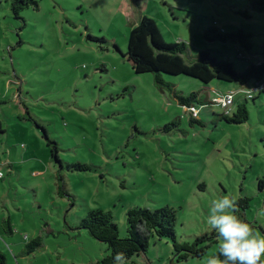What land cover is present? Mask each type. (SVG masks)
Returning a JSON list of instances; mask_svg holds the SVG:
<instances>
[{"label": "rangeland", "instance_id": "1", "mask_svg": "<svg viewBox=\"0 0 264 264\" xmlns=\"http://www.w3.org/2000/svg\"><path fill=\"white\" fill-rule=\"evenodd\" d=\"M12 1L0 0V252L7 264H97L109 245L77 229L92 209L112 210L127 237L130 208L170 205L178 211V239L193 242L214 232L207 219L223 195L251 198L247 224L264 237V92L247 101L248 122L231 124L218 104L194 112L180 105L154 73H136L123 56L147 15L168 43L188 44L187 62L209 51L244 71L264 60V12L250 0H40L17 18ZM215 27L251 33L252 49L208 40L205 32ZM163 77L186 95L233 92L234 109L253 84ZM26 109L32 120L21 119ZM44 131L57 141L60 162ZM38 236L43 246L28 253ZM174 252L171 239L152 237L147 254L134 259L205 258L179 263Z\"/></svg>", "mask_w": 264, "mask_h": 264}, {"label": "trees", "instance_id": "2", "mask_svg": "<svg viewBox=\"0 0 264 264\" xmlns=\"http://www.w3.org/2000/svg\"><path fill=\"white\" fill-rule=\"evenodd\" d=\"M39 3L40 0H13L11 9L17 18H20L21 12L24 9L31 6L38 8ZM250 3L256 11L264 12V0H250ZM205 37L210 41H231L247 50H251L253 45V35L242 29L225 31L215 27L207 30ZM187 52L188 44L186 42L168 43L155 19L144 15L140 22L132 29L129 37L128 51L123 56L128 58L132 63L136 73H154L157 86L161 90L171 93L180 105L189 108L192 112H194L193 108L198 109L197 105L215 104L210 93L192 92L186 95L179 92L173 82H167L163 74L175 76L187 75L197 78L206 84L211 83L215 79L226 82H237L243 86L250 82L253 83L252 85H255L257 82H264V60L257 64L252 63L244 71H237L234 63L218 60L209 51H201L194 61L187 62L185 58ZM240 56L242 55L239 53ZM263 92L264 90L256 94ZM256 98H258L256 95L253 98L245 97V101L239 102L232 114L223 112L221 119L231 124H244L248 122L250 111L247 101L249 99L255 100ZM20 117L23 120L33 119L30 111L27 109L26 113ZM192 121L200 123L194 116ZM173 124L177 123L174 122ZM0 131H3L1 127ZM44 132L48 145L52 148L53 157L60 162V149L57 141L51 140L47 132ZM77 168L86 169L87 167L78 165ZM259 187L264 189L263 179L259 181ZM66 192L62 188L61 193L65 194ZM250 201V197H243L237 200L239 209L237 215L245 223H248L245 211L250 206ZM177 223L178 211L170 205L157 209L134 207L130 208L127 212L128 236L121 237L120 228L114 219L112 210L92 209L88 212L87 216L82 218L77 229H85L93 238L109 245L110 254L99 260L97 264H115L114 257L117 253L123 254L125 264H140L134 257L147 254L152 237L171 239L175 250V260L179 263L188 261L191 258H204L209 248L213 244L218 243L215 232L198 236L193 242H181L176 232ZM3 227L5 230L9 227L12 232L14 231L10 221L4 220ZM42 246V237L38 236L28 243L26 250L28 253H34L37 248ZM0 264H7V257L2 252H0Z\"/></svg>", "mask_w": 264, "mask_h": 264}, {"label": "clouds", "instance_id": "3", "mask_svg": "<svg viewBox=\"0 0 264 264\" xmlns=\"http://www.w3.org/2000/svg\"><path fill=\"white\" fill-rule=\"evenodd\" d=\"M238 211L234 196L223 195L212 201L207 223L219 243L203 264H264V237L256 238ZM114 260L115 264H125L122 253H117Z\"/></svg>", "mask_w": 264, "mask_h": 264}, {"label": "built area", "instance_id": "4", "mask_svg": "<svg viewBox=\"0 0 264 264\" xmlns=\"http://www.w3.org/2000/svg\"><path fill=\"white\" fill-rule=\"evenodd\" d=\"M246 91V97L253 98L256 93L259 91L264 90V82H257L255 85H252L250 89H244ZM235 93L231 92L228 94H224L222 96H216L213 98V101L215 104L220 105L224 112L227 114H232L234 108L233 105L235 104ZM193 110H198L196 108H193ZM199 111V110H198ZM5 174L0 171V179H4Z\"/></svg>", "mask_w": 264, "mask_h": 264}, {"label": "crops", "instance_id": "5", "mask_svg": "<svg viewBox=\"0 0 264 264\" xmlns=\"http://www.w3.org/2000/svg\"><path fill=\"white\" fill-rule=\"evenodd\" d=\"M224 30V29H223ZM0 127L2 128V125H0ZM3 129V128H2ZM12 226V225H11ZM13 228V227H12Z\"/></svg>", "mask_w": 264, "mask_h": 264}]
</instances>
